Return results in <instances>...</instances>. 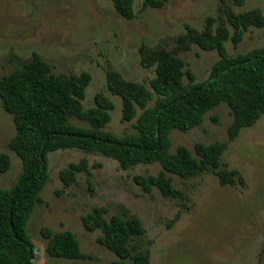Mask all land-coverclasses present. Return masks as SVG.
Returning a JSON list of instances; mask_svg holds the SVG:
<instances>
[{"label": "rangeland", "instance_id": "rangeland-1", "mask_svg": "<svg viewBox=\"0 0 264 264\" xmlns=\"http://www.w3.org/2000/svg\"><path fill=\"white\" fill-rule=\"evenodd\" d=\"M142 2L136 0L137 16L129 21L116 12L112 0H0V77L21 69L34 53L54 74L87 71L93 78L82 102L84 109L94 106L96 94L104 93L115 104L105 129L118 136L136 133L135 121L122 120L121 99L108 91V70L117 69L127 80L149 86L155 73L141 65V50H172L187 26L202 30L210 17L217 24L224 17L219 0H169L162 9H142ZM228 3L236 13L260 9L264 14V0H245L243 6L235 0ZM242 34L238 46L231 40L225 43L232 56L264 46V28H250ZM178 56L186 63L185 69L195 73L197 82H204L219 60L217 51L205 52L197 46ZM73 123L88 126L76 118ZM232 123L230 109L221 104L189 133L171 132L172 153L183 145L196 156L197 143H225L224 163L239 171L245 181L244 186H221L213 173L187 180L169 174L182 199L164 197L157 188L146 193L135 183L137 175L158 176L159 163L123 170L116 160L101 154L78 149L50 153V178L41 193L42 203L35 206L27 223L36 264H130L98 244L101 231L85 230L82 218L94 208L104 209L107 220L124 211L138 217L145 228L150 264H264V116L233 140L229 135ZM14 134L13 116L0 100V155L11 157L9 171L0 173L4 189L11 188L22 172L20 158L9 149ZM81 159L88 161L89 171L78 174L77 183L64 188L58 175ZM43 227L73 232L89 259L50 257L41 236Z\"/></svg>", "mask_w": 264, "mask_h": 264}, {"label": "trees", "instance_id": "trees-1", "mask_svg": "<svg viewBox=\"0 0 264 264\" xmlns=\"http://www.w3.org/2000/svg\"><path fill=\"white\" fill-rule=\"evenodd\" d=\"M168 1L143 0L142 9H162ZM112 2L125 20L137 16L136 0ZM219 2L224 17L218 24L210 17L202 30L187 26L172 50L164 47L141 50V65L153 68L155 73L149 86L127 80L117 69L108 70V91L121 99L122 120L135 121L136 133L118 136L105 129L111 122L115 104L104 93L96 94L94 106L84 109L82 102L93 78L87 71L54 74L51 66L34 53L21 69L0 77V100L15 124L9 149L22 162L16 183L9 189L0 188V264H36L35 245L27 234V223L35 206L42 203L41 193L50 178L49 155L58 150L101 154L116 160L123 170L159 163L162 171L158 176L133 178L144 192L151 193L157 188L167 198H184L169 174L187 180L213 173L221 186L245 185L239 171L228 169L222 159L225 143H197L196 156L183 145L171 152L173 130L189 133L221 104L227 105L233 117L229 128L232 140L264 116V46L235 56L225 46L229 40L238 46L242 33L250 28H264V14L260 9L236 13L229 0ZM244 3L245 0H235L237 6ZM193 46L205 52L217 51L219 55L204 82H197L195 73L186 70V63L178 56ZM152 101L154 104L150 106ZM74 118L88 126L78 127ZM10 167V155L1 154L0 173L8 172ZM88 171V161L81 159L58 176L64 188H69L77 183L78 174ZM105 214L104 209L94 208L82 218L85 230L101 231L98 244L112 251L120 262L150 264L151 252L144 245L145 228L141 220L126 211L110 220ZM41 236L47 241L45 249L52 258L89 259L80 249L77 236L69 230L55 232L43 227Z\"/></svg>", "mask_w": 264, "mask_h": 264}]
</instances>
